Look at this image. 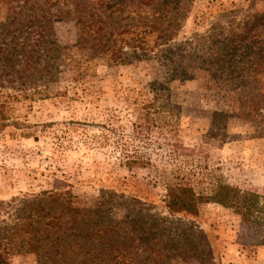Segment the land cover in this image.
<instances>
[{
    "label": "rangeland",
    "instance_id": "rangeland-1",
    "mask_svg": "<svg viewBox=\"0 0 264 264\" xmlns=\"http://www.w3.org/2000/svg\"><path fill=\"white\" fill-rule=\"evenodd\" d=\"M77 3L0 4V47L6 53L0 65V239L13 232L19 211L44 192L69 193L76 206L108 210L124 239L135 236L134 218L158 220L156 251L128 241L126 264H264V226L255 219L212 202L200 204L196 215L167 208V187L175 184L203 196L226 184L256 192L264 203V137L254 136L251 119L219 104L210 72L199 68L195 80H171L175 64L162 57L165 49L185 45L197 52L183 66L197 64V56L210 55V46L223 45L216 41L224 32L257 22L254 32L261 36L255 44L263 49L254 52L264 60V0H167L169 6L160 8L128 0L121 24L140 25L137 12L148 19L156 10L169 12L161 21L165 31L144 41L148 58L131 57L124 42L133 45L134 34H126V41L114 35L128 53L120 65L87 42ZM92 3L117 29L121 11ZM160 33L166 36L158 38ZM36 50L41 54L31 59ZM247 58L241 52L240 66ZM251 73L264 76V68ZM155 84L164 86L163 100ZM7 261L38 264L35 255Z\"/></svg>",
    "mask_w": 264,
    "mask_h": 264
},
{
    "label": "trees",
    "instance_id": "trees-1",
    "mask_svg": "<svg viewBox=\"0 0 264 264\" xmlns=\"http://www.w3.org/2000/svg\"><path fill=\"white\" fill-rule=\"evenodd\" d=\"M15 1L20 2L21 0H0V4L4 2L10 5ZM92 1L78 0L76 5L80 12L77 21L82 32L86 34L87 42L94 41V49L103 48L112 64H126L129 60L128 53L125 51L126 46L119 45L113 37L117 34L119 36L116 38L126 41L125 35L132 33L136 36L132 40L134 44L131 45L129 41L124 42L133 50L131 57L148 58L149 52L144 41L156 31L162 33L165 31L161 26V21L167 19L165 11L168 10H156L151 17L146 14L145 16H149V19L137 12L134 18L138 21L143 20L140 25L121 24L120 21L127 10L128 0H100L109 9L116 7L114 12L121 11L119 26L113 29L112 24H107V21L103 20L100 13L95 10ZM130 2L154 4V8H160L165 6L167 0H130ZM128 17L134 22L131 13ZM249 23L252 25L238 26L240 32L236 28L229 33L224 32L223 38L216 41L219 43L221 41L223 45L219 48L210 46V55L197 56L199 58L197 64L192 65L190 62L189 65L183 66L186 60L193 57V52H197L189 50L192 48L185 45L165 49L162 51V57L171 64L172 61L175 64L170 67L171 80H195L196 70L199 68L210 72L207 79L217 90L220 98L219 104L222 103L224 107L237 113L234 115L240 119H251V124L256 127L254 136L262 138L264 137V76L251 73V71L255 68L256 70L264 68L263 56L257 58L254 52L256 49L262 51L263 46L256 48L255 44L261 36L259 32H254L258 23ZM35 32L40 35L39 32ZM162 33L158 38L166 36ZM40 37L43 39L45 36ZM0 50L2 52L1 65L6 53L5 48L0 47ZM241 52L248 57V60L240 66L238 56ZM38 54H41L38 50L33 51L31 59H36ZM10 61H12L11 58L7 56L6 62ZM191 66L193 69L190 70ZM153 87L157 96L163 100L165 93L161 91L164 86L155 84ZM132 163L133 161L130 160L127 162L130 166ZM167 190V208L171 214L196 215L200 204L212 202L232 209L236 214L245 218L255 219L256 224L264 226V203L262 197L256 192L244 191L226 184H219L209 196L198 195L191 186L184 184L169 185ZM112 198L108 196V202L112 201ZM107 211L102 210L101 207L92 209L76 206L69 193L44 192L42 198L33 201L32 205L24 211H19L20 214L17 215L15 224L10 227L13 232L0 239L3 245V249L0 248V264L4 261V264H10L7 260L11 257L26 255H35L38 264H126V257L132 255V252H127L129 254L124 252L128 249V241H131L130 245L134 247H136L134 241H140L139 246H144L146 251L148 249L152 252L156 251L154 246L160 241L154 239L161 230L154 216L150 217V221L145 216L139 219L134 218L131 225H133L132 232L135 236L124 239L115 228L114 224L117 222L111 218L108 219ZM160 220L168 221L165 218Z\"/></svg>",
    "mask_w": 264,
    "mask_h": 264
}]
</instances>
